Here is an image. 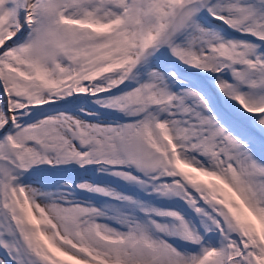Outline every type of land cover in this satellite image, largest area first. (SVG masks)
<instances>
[{
  "label": "snow or ice",
  "instance_id": "snow-or-ice-1",
  "mask_svg": "<svg viewBox=\"0 0 264 264\" xmlns=\"http://www.w3.org/2000/svg\"><path fill=\"white\" fill-rule=\"evenodd\" d=\"M0 264H264V0H0Z\"/></svg>",
  "mask_w": 264,
  "mask_h": 264
}]
</instances>
